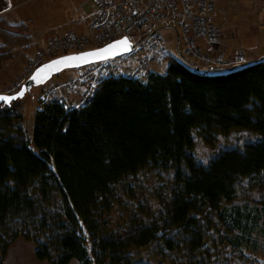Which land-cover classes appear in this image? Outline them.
<instances>
[{
	"label": "trees",
	"instance_id": "obj_1",
	"mask_svg": "<svg viewBox=\"0 0 264 264\" xmlns=\"http://www.w3.org/2000/svg\"><path fill=\"white\" fill-rule=\"evenodd\" d=\"M31 26L0 19V68ZM185 59L107 78L84 107L41 99L32 138L21 99L0 103V264L19 238L50 264H264V58L221 75Z\"/></svg>",
	"mask_w": 264,
	"mask_h": 264
},
{
	"label": "built area",
	"instance_id": "obj_2",
	"mask_svg": "<svg viewBox=\"0 0 264 264\" xmlns=\"http://www.w3.org/2000/svg\"><path fill=\"white\" fill-rule=\"evenodd\" d=\"M95 12L88 24V32L71 29L54 36L49 44L28 60L26 80L46 61L68 54L71 50L83 51L90 45L101 47L127 37L134 45L130 52L82 68L77 77L47 89L43 101H58L67 109L89 104L99 85L107 78L128 76L140 78L148 70L149 61H163L167 55L166 41L158 28L174 24L183 45L184 54L204 61L207 66L230 67L244 63L245 56L230 60L214 52L219 43L215 24L214 0H91ZM203 40L208 51L198 41ZM125 68H130L125 73ZM25 83V82H24ZM23 83V84H24ZM22 84V85H23ZM20 85L19 88L22 86ZM15 91L0 94H13Z\"/></svg>",
	"mask_w": 264,
	"mask_h": 264
},
{
	"label": "rangeland",
	"instance_id": "obj_3",
	"mask_svg": "<svg viewBox=\"0 0 264 264\" xmlns=\"http://www.w3.org/2000/svg\"><path fill=\"white\" fill-rule=\"evenodd\" d=\"M22 1L24 2L20 4L18 8H16L14 14L16 16H20L21 14L23 16L28 15L27 18L32 17V28L30 31V37H32L33 39L31 40L28 50L15 49V51H12V54L9 55L10 58L7 61H4L3 59L4 62H1L2 65L0 68V91L2 92H11L12 90L16 92L19 89V86L26 81L27 76L25 68L27 66L28 60L31 57L35 56L40 51V49H42V47L47 46L50 42L49 41L48 44L44 46H38V50L33 53L39 41L38 37L39 39H45L46 37L51 35L54 32V29L56 28L53 24L59 22L60 19L63 18L62 12L58 13L60 7H58V9H53L54 6L51 5L53 0ZM79 1L81 0H77L78 3ZM59 3V5H61L62 8L66 10L71 8L67 0H61ZM228 4H231V8L226 14L225 19L221 18L219 20V24H221L219 26H223L222 23L226 20V23L223 27L225 30L227 29V31L231 33L232 40L234 41L232 42L235 44H242L241 46H243L244 48L243 55L245 56V58L246 55L249 56L248 58H246V61L241 64H252L256 60H259V58H261L256 56H264V0H230ZM56 9L57 12L54 13ZM23 20L28 21V19L26 18H24ZM170 25L173 27L172 29H169V32H171L170 37L168 36L166 29L161 30L165 38H167V45L170 48V55L176 57L178 60L181 61H188L187 59H185L187 57L190 60L194 59L200 64V71L203 73L208 72L211 75H221L226 74L228 72L229 67H209L205 64L204 61L197 60L194 57H184L182 53H179V51L175 47L176 44H179L177 42V31L174 24ZM93 48H96L95 45H90L86 47L85 50ZM180 48V50L184 51L181 44ZM74 52H77V50H71L69 53ZM216 54L223 55L218 53ZM166 66L167 63H165L159 71L164 73V71L166 70ZM125 69H127L125 70V73H129L131 70L129 68ZM78 74L79 71L76 69L65 70L59 75L54 76L51 81H49V83H47L46 85L33 87L30 91L25 94V96L21 100H19L20 102H22V110L24 114L23 126L30 138H32L34 131L35 113L41 106V99L43 100L42 97L45 91L54 85L66 83L68 80L77 77ZM254 136H256V134H248L247 131L236 132L230 134L228 137L220 138L218 142H216V144L212 146H208L201 140H198L196 144L195 154L200 161L206 162L220 148L243 145L246 141L254 140ZM31 146L34 148V143H31ZM263 220L260 221V225L264 223ZM263 226L264 225H262L261 227ZM259 240V245L262 247H260V249L263 251L261 254V251L259 249V256L264 257V236H260ZM149 256V251H144L141 254L142 259L146 260L147 262L150 261ZM18 264H30V262H28L24 258ZM36 264L48 263L37 262ZM69 264H79V262L76 259H73Z\"/></svg>",
	"mask_w": 264,
	"mask_h": 264
},
{
	"label": "crops",
	"instance_id": "obj_4",
	"mask_svg": "<svg viewBox=\"0 0 264 264\" xmlns=\"http://www.w3.org/2000/svg\"><path fill=\"white\" fill-rule=\"evenodd\" d=\"M60 1L61 0H53L51 5L54 6L53 9H55V8L58 9V7H60L61 10L59 9L58 13L62 12L63 18H61L59 22H56L55 24H53L56 28L54 29V32L51 35H49L45 39H39V37H38L39 41H38L37 46H36L35 50L33 51V53L36 50H38L37 49L38 46L40 47V46H44V45L48 44V42L54 36L61 35L68 30L75 29L81 33H87L88 32V24H89L90 18L95 12V6L91 2V0H81V1H79V3L77 2V0H67L71 6V8L67 9V10L62 8L61 5H59ZM214 1L216 3L215 24H216V27L219 31V43L214 45V48H213L214 52L218 53V54H223L228 59H232L235 56H237L238 54H244V51H243L244 48H243V46H241L242 44L233 43L234 41L232 40L231 33H229L227 31V29L226 30L224 29L223 26L225 25L226 20H225V22L222 23L223 26H219V25H221V24H219V20L221 18L225 19L226 14L229 12V9L231 8V4H228V2L230 0H214ZM23 2L24 1H22V0H0V19H3L6 23L12 24V25L13 24L26 23V22H29L32 25V21H31L32 17L27 18L28 15L23 16L21 14L20 16H16L14 14V11L16 10V8H18L20 6V4H22ZM57 9L54 13L57 12ZM24 18L28 19V21L23 20ZM31 28H32V26H31ZM172 28L173 27L170 24H167V25L159 27L158 31L163 35L161 30L166 29L167 30L166 32L168 33V36L170 37L171 32H169V29H172ZM28 36L30 37V33L28 34ZM42 36H44V35H42ZM163 37L165 38L164 35H163ZM35 38H37V37H35ZM30 39L32 40L33 38L30 37ZM165 41H166L165 45L167 47V56H172V55H170V50H169L170 48L167 45V42H168L167 38H165ZM177 42L179 44H176L175 47L177 48L179 53H183V50H180L181 49L180 44L182 45V43L180 42V38L178 36V33H177ZM197 43L204 51L209 50V48L206 46V43L203 40H199ZM173 46H174V44H173ZM182 47H183V45H182ZM172 57H174V56H172ZM248 57L249 56L246 55V58H248ZM256 57H261L259 59L264 58V56H259V55ZM159 62L158 61H149V67H148L147 73H150V72L163 73V72H160L159 70L165 63H167V61L164 60V61H161V63H159ZM23 64H24V62H23ZM24 258L28 262H30V264L31 263L36 264L37 262L38 263L39 262H45V263L50 264L47 261L38 260V258L36 257V245L33 242L25 240L24 238H19L10 247L8 254L5 258L4 264H18Z\"/></svg>",
	"mask_w": 264,
	"mask_h": 264
},
{
	"label": "water",
	"instance_id": "obj_5",
	"mask_svg": "<svg viewBox=\"0 0 264 264\" xmlns=\"http://www.w3.org/2000/svg\"><path fill=\"white\" fill-rule=\"evenodd\" d=\"M126 41V42H125ZM133 43L127 38L123 37L116 41H113L109 44H106L102 47L87 49L80 52L65 54L56 58H53L40 67H38L32 75L26 80V82L22 85V87L14 94H0L5 96H12L14 99L11 101L14 102L16 100L22 99L25 94L30 91L35 86H44L51 79L59 75L61 72L69 69L82 68L91 64H95L98 62H102L108 59H113L119 56H122L131 50H133ZM105 49H107L105 51ZM87 53H97L96 55H85ZM78 56L81 57L77 60H68L64 61L62 58L65 57H73ZM54 61H60V63H52ZM46 65H50V67H45ZM43 69V71H40ZM39 73V74H38ZM33 76H37V79H33ZM23 92V96H17V93ZM5 103L6 105H11V103L0 101V103Z\"/></svg>",
	"mask_w": 264,
	"mask_h": 264
},
{
	"label": "snow or ice",
	"instance_id": "obj_6",
	"mask_svg": "<svg viewBox=\"0 0 264 264\" xmlns=\"http://www.w3.org/2000/svg\"><path fill=\"white\" fill-rule=\"evenodd\" d=\"M126 42V41H125ZM107 49H105L106 51ZM97 53H87L85 55H96ZM81 57H78V56H73V57H65V58H62V60L64 61H68V60H77V59H80ZM52 63H60V61H54ZM46 68L47 67H50V65H46L45 66ZM40 71H43V69H41ZM39 74V73H38ZM33 79H37V76H33L32 77ZM17 96H23V92H20V93H17ZM14 99V97L12 96H5V95H0V101H5V102H8V103H11V101Z\"/></svg>",
	"mask_w": 264,
	"mask_h": 264
}]
</instances>
